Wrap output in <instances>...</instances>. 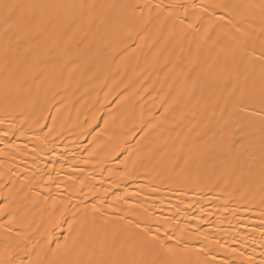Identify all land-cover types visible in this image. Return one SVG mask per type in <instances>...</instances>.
Listing matches in <instances>:
<instances>
[{
    "label": "bare ground",
    "instance_id": "bare-ground-1",
    "mask_svg": "<svg viewBox=\"0 0 264 264\" xmlns=\"http://www.w3.org/2000/svg\"><path fill=\"white\" fill-rule=\"evenodd\" d=\"M0 264H264V0H0Z\"/></svg>",
    "mask_w": 264,
    "mask_h": 264
}]
</instances>
